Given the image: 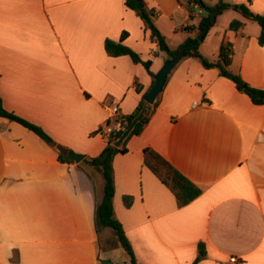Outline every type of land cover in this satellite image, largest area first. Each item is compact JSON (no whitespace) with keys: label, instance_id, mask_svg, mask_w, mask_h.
Listing matches in <instances>:
<instances>
[{"label":"crops","instance_id":"1","mask_svg":"<svg viewBox=\"0 0 264 264\" xmlns=\"http://www.w3.org/2000/svg\"><path fill=\"white\" fill-rule=\"evenodd\" d=\"M223 1L264 13V0ZM145 2L171 49L194 35L187 27L205 14L192 3L190 18L189 0ZM203 2L213 10L220 0ZM234 19L244 22L243 35L229 27ZM123 32V43L152 61L154 75L170 58L125 0H0V96L53 139L0 116V264H133L103 246L110 228L97 231L95 217L104 179L88 162L108 143L99 128L117 125L110 107L132 114L154 83L143 63L106 50L105 41ZM260 32L258 22L228 8L217 13L200 54L212 59L231 42L230 69L264 88ZM156 102L127 152L113 159L115 215L136 263L194 264L200 257L196 264H264V104L186 55ZM145 148L202 193L179 206L145 164Z\"/></svg>","mask_w":264,"mask_h":264},{"label":"trees","instance_id":"2","mask_svg":"<svg viewBox=\"0 0 264 264\" xmlns=\"http://www.w3.org/2000/svg\"><path fill=\"white\" fill-rule=\"evenodd\" d=\"M195 3L198 4L200 7H203L204 2L203 0H189L188 8L190 10L189 17L192 18V7L191 4ZM125 4L127 7L133 9L137 15L143 20L145 27L150 29L151 34L150 38L153 43H156L159 48L165 52L170 57H173L175 53L183 48L185 50L186 56H196L199 57L201 63L206 68H218L220 73L223 76H226L233 80L236 84L237 88L243 92H245L254 104L260 105L264 104V88L255 87L248 84L241 74L236 73L230 69V65L232 63V53H233V45L231 42H224L221 46V49L218 55L212 59L204 57L200 54L199 48L201 43L203 42L204 38L206 37L207 33L214 25L215 21H212L210 16H206L203 14L199 23L196 26L189 25L187 29L192 30L194 29V35L188 36L185 41L181 44L178 49H171L167 43L166 37L160 32V30L155 25L154 19L156 13L150 11L146 7L145 0H125ZM139 4H142L140 7ZM233 8L239 11L245 17L254 20L259 23L261 27V32L259 35V42L264 44V13L256 14L251 11V9L246 4H230L226 3L223 0L217 4L218 12L221 13L227 8ZM208 10H212V7L207 6ZM244 26V22L234 19L231 21L229 27L234 29L237 34L243 35L242 28ZM204 32L203 38L199 39L198 35ZM126 32H123L121 36V40L113 41L107 39L105 41L106 50L109 54L114 56L128 54L132 57L135 62H141L147 68L149 73L154 76V72L151 69L152 61L151 60H143L140 55L125 45L124 35ZM145 96V95H144ZM144 96L139 105L137 106L136 110L126 116L125 122H122L112 133L110 140L108 141L107 145L104 149L95 157H92L88 160L90 164L95 166L99 171H101L103 179H104V186H103V197L101 201L98 203L96 208V229L100 231L102 228H111L120 243V245L124 248L127 254L130 256L131 262L133 264H137L135 260V253L132 248V245L125 233L123 224L121 221L116 217L114 205H113V198L115 196V178H114V168H113V159L115 156V146L112 144L113 139L120 136L123 130L130 124L132 118L140 111L144 103ZM150 105L148 107V111L144 117V119L136 126L133 130L131 135L126 140L124 146L118 149V152L125 153L127 152V142L131 138V136L139 134L144 125L149 121L150 112L152 107L155 106ZM0 116L6 117L10 120L16 121L23 126L29 128L41 138L45 139L47 142H53L52 137L47 133V131L42 128L40 125L29 121L19 115H17L13 111H9L5 108L3 99L0 96ZM61 158H63L61 156ZM144 161L147 167H149L160 179L161 181L167 185L172 192L175 194L177 199V203L179 206H184L195 198H197L201 193L202 190L194 184L187 176L181 173L178 169H176L166 158H164L160 153L155 151L153 148H145L144 149ZM125 203L130 206L133 203V196L127 195L124 197ZM202 249L204 247L202 244L200 245ZM200 257H198L194 264L197 263Z\"/></svg>","mask_w":264,"mask_h":264},{"label":"water","instance_id":"3","mask_svg":"<svg viewBox=\"0 0 264 264\" xmlns=\"http://www.w3.org/2000/svg\"><path fill=\"white\" fill-rule=\"evenodd\" d=\"M141 7L142 4H139ZM204 6V13L206 16H210L212 21H215L216 15L218 13V8L213 10H208ZM204 36V32L198 35V38L201 39ZM185 56V50L181 48L178 50L173 57H170L169 59L165 60L160 70L154 75V83L149 92L144 96V103L140 111L132 118L130 124L123 130L120 136L113 139L112 144L115 146V153L118 151V149L122 148L128 139V137L131 135L133 130L136 128V126L144 119L148 107L150 105H153L156 100L158 99L159 95L161 94L163 87L167 81L168 75L171 73V71L174 69V67L180 62V60ZM69 157L79 161L83 159V155L70 152Z\"/></svg>","mask_w":264,"mask_h":264},{"label":"built area","instance_id":"4","mask_svg":"<svg viewBox=\"0 0 264 264\" xmlns=\"http://www.w3.org/2000/svg\"><path fill=\"white\" fill-rule=\"evenodd\" d=\"M111 108V114L115 118L116 126L111 122H107L105 125L101 126L98 130V133L106 138L107 141L110 140L114 130L122 123L125 122L126 116L121 113L118 105H113ZM237 257H231L230 261L236 262Z\"/></svg>","mask_w":264,"mask_h":264},{"label":"rangeland","instance_id":"5","mask_svg":"<svg viewBox=\"0 0 264 264\" xmlns=\"http://www.w3.org/2000/svg\"><path fill=\"white\" fill-rule=\"evenodd\" d=\"M226 3H228V2H226ZM102 237H103L102 238L103 246L114 247V250H116V253L118 254V256L120 255L121 260H123L125 255H127V252L124 250V248L121 245L115 247L116 243L118 242V238H117L115 232L110 228V230H108V232H106V235L104 234V236L102 235Z\"/></svg>","mask_w":264,"mask_h":264}]
</instances>
